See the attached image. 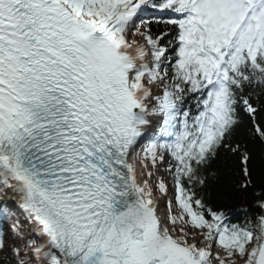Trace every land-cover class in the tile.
<instances>
[{"label": "snow or ice", "instance_id": "snow-or-ice-1", "mask_svg": "<svg viewBox=\"0 0 264 264\" xmlns=\"http://www.w3.org/2000/svg\"><path fill=\"white\" fill-rule=\"evenodd\" d=\"M0 264H264V0H0Z\"/></svg>", "mask_w": 264, "mask_h": 264}]
</instances>
